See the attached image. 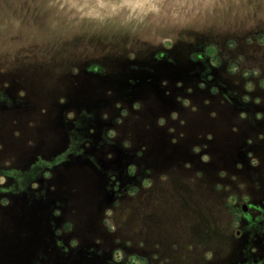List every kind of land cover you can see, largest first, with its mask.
Returning a JSON list of instances; mask_svg holds the SVG:
<instances>
[{
    "label": "rangeland",
    "instance_id": "obj_1",
    "mask_svg": "<svg viewBox=\"0 0 264 264\" xmlns=\"http://www.w3.org/2000/svg\"><path fill=\"white\" fill-rule=\"evenodd\" d=\"M0 264H264V0H0Z\"/></svg>",
    "mask_w": 264,
    "mask_h": 264
},
{
    "label": "water",
    "instance_id": "obj_2",
    "mask_svg": "<svg viewBox=\"0 0 264 264\" xmlns=\"http://www.w3.org/2000/svg\"><path fill=\"white\" fill-rule=\"evenodd\" d=\"M240 209H241V211H243V212H246V211H247L248 207H247V205H246L245 202H241V203H240ZM237 233H238V231H236V234H237Z\"/></svg>",
    "mask_w": 264,
    "mask_h": 264
}]
</instances>
